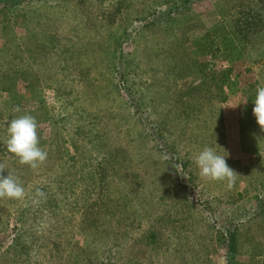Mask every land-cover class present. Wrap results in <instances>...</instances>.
Segmentation results:
<instances>
[{
	"label": "rangeland",
	"instance_id": "obj_1",
	"mask_svg": "<svg viewBox=\"0 0 264 264\" xmlns=\"http://www.w3.org/2000/svg\"><path fill=\"white\" fill-rule=\"evenodd\" d=\"M258 86L264 0H0V175L25 192L0 198V264H264ZM23 115L35 169L5 143Z\"/></svg>",
	"mask_w": 264,
	"mask_h": 264
},
{
	"label": "clouds",
	"instance_id": "obj_2",
	"mask_svg": "<svg viewBox=\"0 0 264 264\" xmlns=\"http://www.w3.org/2000/svg\"><path fill=\"white\" fill-rule=\"evenodd\" d=\"M253 101V115L261 129H264V86L257 87ZM7 137L6 147L19 158L20 163L35 169L46 160L47 152L38 146L37 122L31 115L12 119L7 128ZM225 157L213 147L205 146L195 154L193 162L201 177L224 181L231 188L237 173L227 164ZM24 195V188L11 172L7 176L0 175V198L21 199ZM36 195L43 196V192L37 189Z\"/></svg>",
	"mask_w": 264,
	"mask_h": 264
}]
</instances>
